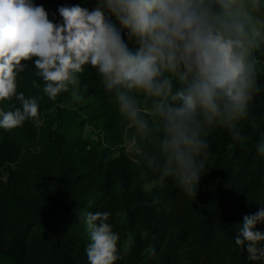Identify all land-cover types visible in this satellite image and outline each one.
Segmentation results:
<instances>
[{"label": "clouds", "instance_id": "1", "mask_svg": "<svg viewBox=\"0 0 264 264\" xmlns=\"http://www.w3.org/2000/svg\"><path fill=\"white\" fill-rule=\"evenodd\" d=\"M58 13L54 23L34 0H0V103L7 102L0 128L39 120L38 98L17 92L25 62L51 101L63 93L81 100L80 78L91 68L115 105L123 142L158 174L156 183L171 178L195 194L208 136L220 127L242 141L238 124L261 90L264 0H96L91 10L61 6ZM257 150L264 155V142ZM260 204L243 217L235 244L264 264ZM109 215L86 216L88 264L121 259Z\"/></svg>", "mask_w": 264, "mask_h": 264}, {"label": "trees", "instance_id": "2", "mask_svg": "<svg viewBox=\"0 0 264 264\" xmlns=\"http://www.w3.org/2000/svg\"><path fill=\"white\" fill-rule=\"evenodd\" d=\"M54 23L61 6L92 9L96 0H34ZM18 76L17 92L37 97L40 114L71 93L51 101L42 91L35 67ZM260 92L249 105L247 119L238 124L243 140L220 127L207 138L208 157L196 193L186 194L175 180L150 189L142 184L157 180L138 157L108 144L92 143L81 134L46 126L42 133L28 120L12 131L0 128V264H88L81 223L89 212H108V223L119 238L139 228L116 264H262L248 259L246 248L235 244L234 221L254 214L264 196V66ZM40 87H36L33 81ZM83 101L101 106L110 100L95 70L80 78ZM16 107L19 103L13 100ZM7 102L0 103L5 108ZM11 107V105H8ZM7 110V108L5 109ZM106 123L103 124V127ZM155 201V202H154ZM264 231V224L258 225Z\"/></svg>", "mask_w": 264, "mask_h": 264}, {"label": "rangeland", "instance_id": "3", "mask_svg": "<svg viewBox=\"0 0 264 264\" xmlns=\"http://www.w3.org/2000/svg\"><path fill=\"white\" fill-rule=\"evenodd\" d=\"M257 57L261 61L260 66H264V54L257 53ZM76 102L78 103V101ZM82 104L86 106L84 109L77 108L73 103L72 97H70L67 103L62 102L46 108L41 112L39 120L35 121L38 131L42 133L48 125L51 127L57 126V128L65 132L78 131L89 142H101L103 145L108 144L113 153L117 150H122L132 157L133 153L123 142L119 117L112 100L110 99L98 107L96 106L97 102L94 101L85 100ZM104 123H106L105 127H103ZM155 182V180H148L142 186L144 189H150ZM262 202H264V196ZM260 203L259 205L261 206ZM85 220L86 218L81 223V234L85 242L89 244L91 241ZM242 223L243 221H234L237 228ZM144 233L145 231L139 228L125 230L124 236L119 238L118 241L120 251L125 254L133 242L135 235H144ZM7 262H9L8 258L0 256V263Z\"/></svg>", "mask_w": 264, "mask_h": 264}]
</instances>
